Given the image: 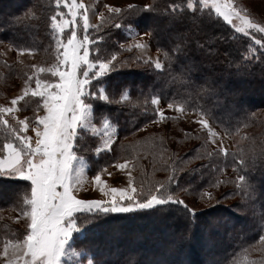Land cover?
<instances>
[{"label":"rangeland","instance_id":"374dc122","mask_svg":"<svg viewBox=\"0 0 264 264\" xmlns=\"http://www.w3.org/2000/svg\"><path fill=\"white\" fill-rule=\"evenodd\" d=\"M25 2L27 0H0V221L5 223L4 226L1 223L4 232L7 231L2 235L0 230V264H48L49 261L53 264H93L89 252L91 246L81 243L78 231L88 220H93L89 238L101 236L105 229L118 245L123 234L140 225V213H146L150 218L152 210L168 200L181 201L192 209L217 206L221 207L219 209L228 208L236 215L245 212L255 214L254 205L257 203L254 200L250 199V203L246 196L236 192L233 195V191L225 193L232 187V180L233 185L236 181L242 182L241 177H231V169L220 168L197 174L192 177L193 183H201L204 188L196 186L193 189L196 192L189 193L187 184L192 174L182 171L194 160L181 161L183 165H173V162L191 145L185 139L188 134L202 136L208 151L225 154L235 151L243 142L245 133L261 128L229 133L215 125L207 115L186 108L183 100L173 97L167 100L155 95L144 97L150 103L146 105L163 118L143 124L131 135L124 136L122 141L116 139L113 124L104 117L94 116L93 99L104 101L103 105L119 106L124 112L130 110L131 104H140L135 101L136 96L130 94L132 87L129 84L134 79L123 75L124 70L148 73L149 67L154 70L163 67L161 50L150 42L152 34L147 28L148 19L144 10L152 0H54L60 7L57 15L51 14L55 39L51 36L41 43L47 52L25 47L23 41L32 38L33 34L16 37L20 33L25 35L28 29L21 30L18 25L7 23L10 19L5 18V14L9 13V6L14 10ZM195 3L235 33L246 36V62H252L251 55L264 52V0H191L187 8L193 10ZM130 10L137 11V14H132L131 19L123 18ZM111 25L115 33L123 37L117 42L120 52L111 53L109 58L106 54L102 56L100 49L97 61L90 60L92 49L89 45L104 37V31L110 35ZM18 41L21 47L16 43ZM228 49L232 51V47ZM115 70H119L120 74H112ZM237 75L236 71H232L229 76ZM99 77H106L108 82L117 79L118 88L109 94V88L99 87V95L93 93L94 96L87 99L90 81H97ZM224 84L225 80L218 83V87ZM257 91L264 93V87ZM111 96H115L114 100ZM226 112H233V104ZM170 116L174 120L167 119ZM152 135L161 137L163 142L148 151L139 142ZM171 146L177 148L174 156L170 153ZM113 148L114 152L124 149L141 157H119L97 167L94 173L87 171L91 155L103 156L107 151L112 153ZM162 153L166 155L163 160L168 164L169 172L164 171L163 165L145 172L147 161L149 164L150 161L162 163V159H156V155ZM133 154L127 157H134ZM174 170L176 174L173 177L171 172ZM198 170L201 168L198 167ZM223 174L228 175L227 181L220 186L212 182L213 176L219 178ZM169 182L176 183L178 191ZM101 189L108 195H103ZM66 192L72 195L75 207L71 211H54ZM101 202L106 206L114 202L121 207L132 206L138 210L101 213L96 211ZM243 204H249V209L243 208ZM217 211L211 212V219L218 215ZM170 214L167 212V215ZM105 215L120 219V225L124 224L122 230L108 226ZM220 218L227 226L239 221ZM156 219L162 222L157 225L156 231L162 230L160 235L166 234L164 220L159 215L149 221L144 220L142 226L148 222L146 227L138 228L137 236L126 242L128 252L121 253L134 254L136 245L154 231L152 222ZM249 228L250 224L246 225V232L219 233L227 244L242 233L247 235L248 242L251 241L248 240ZM114 230L118 234L114 235ZM158 244L156 242L155 248ZM249 245L253 255L250 264H264L263 245ZM199 246L200 243L188 250L191 258ZM119 254L114 252L108 259L95 257V262L121 264L123 261L127 264L132 260ZM232 261L233 254L228 264H233ZM141 263H145L144 259L137 262Z\"/></svg>","mask_w":264,"mask_h":264},{"label":"trees","instance_id":"16d2710c","mask_svg":"<svg viewBox=\"0 0 264 264\" xmlns=\"http://www.w3.org/2000/svg\"><path fill=\"white\" fill-rule=\"evenodd\" d=\"M189 1L191 0H152L144 9L148 19L147 28L152 34L150 42L161 50L165 64L163 63L161 70H154L150 67L147 69L148 73H132L124 70L123 75L133 77L134 81L129 84L132 87L130 94L135 95L137 98L135 101L145 106L131 104L130 110L124 112L119 106L103 105L104 101L93 99L94 116L95 118L104 117L113 124L117 134L116 139L122 141L124 136L131 135L143 124L153 122L158 117L163 118L146 105L149 102L144 97L155 95L167 100L169 97L183 100L186 108L207 115L215 125L229 133L241 129L246 131L252 130L254 127L261 128L259 131L245 133L243 142L236 147L235 151L225 154L208 151L202 136L188 134L185 139L187 142H191V145L182 155L178 156L175 163L173 162V165L179 163L183 165L181 161L194 160L190 162L191 165L188 168L182 171L192 174L190 182L187 184L189 193H195L196 189H193L196 186L199 189L204 188L201 183H193L192 177L197 174L220 168L231 169V177H241L242 182L236 181L233 185L232 180V187H229L225 193L229 194L233 191V195L236 192L240 196H246V200L249 202L250 199L254 200L257 203L254 205L255 214L251 215V213L245 212L243 215H236L228 208L219 209L221 207L217 206L192 209L181 201L168 200L154 208L150 218H148V214L140 213V225L123 234L118 245L114 238L109 237L104 228V233L101 236H91L83 244L91 246L90 250L95 253V257L108 259L113 256L114 252L116 255L123 251L128 252L126 242L137 236L136 232L139 231L138 228L142 226L144 220L149 221L157 215L164 220L166 234L160 235L162 230L156 231L157 225L162 223L156 219L155 222H152L154 231H151L139 245H136L137 251L134 254L121 253L120 256L135 260L136 264L140 259H144L145 263L143 264H228L231 254H233V264H250L253 262V255L249 244L260 243L264 249V93L259 94L257 91L264 87V52L260 51L256 55H251L252 62H246L244 59L247 52V49L244 51L246 36L235 33L220 19L213 18L208 10L200 9L197 3L193 10L188 9ZM10 8L9 6V13L5 14V18L10 19L7 23L12 26L16 24L21 30L28 29L25 35L20 33L16 37H29L32 33V38H26L23 41L24 46L47 52L41 43L42 40L49 39L51 36L55 39L54 33L56 34V32L52 25L53 22H51V14L57 15L59 5H56L54 0H27L14 10ZM132 14H137V11L130 10L128 15L123 18L131 19ZM163 27L165 30L161 32ZM16 28L18 27L16 26ZM109 31H111L110 35L104 31V37L89 45L92 49L90 60L97 61L100 49L102 56L106 54L109 58L112 56L111 53L121 50L117 42L123 40V37L120 38L118 33H115L112 25ZM62 34L64 35V33L60 35ZM115 37L118 38L114 39ZM28 42L31 44H25ZM16 43L21 47L20 41ZM228 47H232V51ZM126 62L128 61L124 63ZM232 71H236L238 75L229 76ZM112 74L120 73L119 70H115ZM105 78L99 77L97 81H90L87 99L94 96L93 93L99 95V87L109 88V94L118 88L117 79H111L108 82V79ZM224 80L225 84L221 88L218 87V83L221 84ZM237 85L241 86L237 87ZM114 97L111 96V99L114 100ZM232 104L233 112L227 113L226 109ZM167 119L174 120L172 116ZM161 142H163L161 137L152 135V137H147L139 142V145L152 151L154 146ZM87 143L88 141H86ZM170 149L171 155L174 156L177 153V148L171 146ZM111 150L112 153L107 151L103 156L91 155L87 171L94 173L97 167L113 162L119 157L122 159H140L141 157L124 149H116L115 152L114 148ZM132 154L134 157H127ZM158 154L156 159H162V163L157 164L150 161L149 164L147 161L145 172L152 170L154 166L160 167L161 165H163L164 171L169 172L168 164L163 160L166 155ZM151 158L154 159V157ZM206 162H208L206 165H202ZM198 167L201 168L200 171ZM171 173H173V177L176 174L175 170ZM178 176L181 175L178 174ZM227 178L228 175L224 176L223 174L219 178L215 175L212 177V182L220 186L227 181ZM169 184L178 191L176 183L169 182ZM255 197L258 199H254ZM242 207L248 210L250 205L243 204ZM216 209H218V215L212 217L215 220L213 221L210 218L211 212ZM166 211L171 212V216L167 215ZM220 217H225L228 221L232 219L233 222L238 219L239 221L235 224L232 223V226H227L223 224ZM105 219L108 226H116L122 230L121 226L124 224L120 225V219L109 215H105ZM1 223L3 226L5 223L0 221V230L4 235L7 231L4 232ZM147 223L142 227H146ZM248 224L251 225L247 231L249 233L248 240L251 241L247 242V235L244 233L235 236L230 244L222 241L221 232L232 231L233 233L239 230L246 232ZM113 234H118V231L114 230ZM147 239L149 240L147 241ZM156 242L159 244L155 248ZM198 243H200L199 250H195L194 256L191 258L188 250ZM222 243H225V246L221 248ZM262 256L264 260V254Z\"/></svg>","mask_w":264,"mask_h":264},{"label":"snow or ice","instance_id":"6c2138e0","mask_svg":"<svg viewBox=\"0 0 264 264\" xmlns=\"http://www.w3.org/2000/svg\"><path fill=\"white\" fill-rule=\"evenodd\" d=\"M101 192L103 195L107 196L108 193L104 192L103 189H101ZM114 199V198H113ZM75 207V201L72 198V195L70 193H65L64 196L61 198V204L59 205V207H57L56 209H54V211H60L61 209L65 210V211H71V209H73ZM140 207H148V205H141ZM137 208H133L132 206L129 207H121L117 204H115L114 202L110 204V206H106L104 203H99L98 206L96 207V211L101 212V213H121V212H132V211H137ZM93 224V220H88L85 225L82 227V229H78L80 237H81V243H85L86 241H88L89 236V228L92 226ZM89 252L91 253V256L93 258V264H96L95 262V253L91 252V250H89ZM83 255V254H82ZM48 264H53L52 261H49ZM121 264H124V262L122 261ZM128 264H136L135 260H131L128 262Z\"/></svg>","mask_w":264,"mask_h":264}]
</instances>
